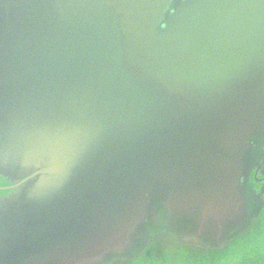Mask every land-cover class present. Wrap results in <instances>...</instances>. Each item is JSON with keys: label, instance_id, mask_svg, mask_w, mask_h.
<instances>
[{"label": "rangeland", "instance_id": "rangeland-1", "mask_svg": "<svg viewBox=\"0 0 264 264\" xmlns=\"http://www.w3.org/2000/svg\"><path fill=\"white\" fill-rule=\"evenodd\" d=\"M17 1L27 14V26L23 31L27 36L7 41L3 37L7 32L3 31L8 26L9 17L6 18L5 11H2L7 8V3L0 0V64L8 75H13L8 71L10 66L19 67V63L26 65L24 69L27 73L45 70L46 60L43 57H49L48 67H51L55 61L51 54L63 45L76 43L81 40L80 37L84 41L93 39L95 35L97 40L103 38L107 16L103 8L96 5L97 0ZM212 2L163 0L144 28L150 43L161 47L162 51H171L177 46L188 48L197 39L199 22L206 16ZM30 11L39 18L36 23L30 21ZM33 24L37 29L42 28L43 36L36 35ZM68 24L80 37H70ZM110 34L109 39L113 41L115 34ZM37 39L41 44L36 52L43 57L35 53ZM111 50L112 44L105 47L103 54L108 55ZM111 55V83L120 89L122 81L116 51H112ZM105 66L109 67V64ZM42 72L56 74L53 70ZM102 75L104 72L98 77ZM1 82L0 79V90L3 88ZM24 82L26 84L27 79ZM63 88L67 91V85ZM115 93L114 90L100 91V96ZM96 94L99 92L96 91ZM263 103L230 106L224 111L218 103H213L207 111L211 126L202 130L198 128L193 133L194 124H189L186 130L189 133L185 131L186 138L183 140L179 138V125L171 130L148 129L131 143L115 141V145L109 147L106 167L93 181L90 166L86 163L77 171L73 169V157L68 158L62 152L58 155L49 150L43 154L34 147L26 149L21 136L15 134L20 122L8 118L7 110L0 108V221L7 225L6 231L0 233V264H107V258L100 253L112 247L122 249L113 258L114 264H187L202 258L236 261L239 264L246 258L258 259L247 254L250 229L243 222L255 224L264 215V183L256 189L253 179L255 172L259 175L258 179L264 176V131H261L264 127L261 118L249 121L258 127L253 128L249 135H242L245 149H237L233 155L224 157L218 145L215 157L219 158L217 164L223 176L219 182L209 179L208 174H214L212 163L195 156L199 147H195L194 142L215 140L218 132L232 127L233 121L239 118L249 117ZM112 115L107 112L108 121L111 120L107 125H103L107 122L106 116L91 120L96 135L102 140L105 138L102 133L119 139L120 136L129 137L127 124L125 127V123H115L118 121ZM214 119L217 121H212ZM249 122L246 132L252 127ZM91 134H94L92 129ZM193 137H197L196 140ZM164 148H170L168 156L171 157V165L166 164L163 168L178 170L192 167L199 170L175 179L167 173L150 179L145 190L142 186L131 198L128 218L134 211L137 215H134L128 229L112 235L93 253L91 257L94 258L76 262L73 252L97 241L110 220H122L117 216L122 209V202H119L122 183L129 185L130 182L125 181L135 176L151 158L158 159ZM225 170L230 185L224 178ZM62 190L75 192L78 198L73 201L64 199L61 197ZM217 233H223L225 237L222 249H214L212 244V237ZM192 249L215 250L220 254L212 257L185 255ZM81 258L84 260L87 256Z\"/></svg>", "mask_w": 264, "mask_h": 264}, {"label": "water", "instance_id": "water-1", "mask_svg": "<svg viewBox=\"0 0 264 264\" xmlns=\"http://www.w3.org/2000/svg\"><path fill=\"white\" fill-rule=\"evenodd\" d=\"M6 3L7 8L2 11L9 18L8 26L3 31L7 32L4 39H25L27 35L23 31L27 26V14L19 7L17 0H6ZM162 3L163 0H97L96 5L103 8L107 16L101 40H97L95 35L93 39L84 41L80 34H74L75 31L68 24L70 37L79 36L81 40L57 48L51 54L55 59L51 67H48L49 57L45 58L36 52L40 50L39 39L35 41V53L46 60L45 70L27 73L24 69L26 65L19 63V67L10 66L8 71L13 75H8L0 64L3 86L0 90V108L8 112V99L1 101V98H4V91L10 90L11 93L14 90L12 94L8 92L13 109L19 102H23V106L21 113L15 112L11 116L20 122L15 128V134L21 136L26 149L32 150L34 147L43 154L49 150H54L58 155L62 152L68 158L73 157L71 159L76 161L73 169L77 171L86 163L90 166V178L93 181L97 179L101 166L104 167L109 147L115 145V141L131 143L148 129L171 130L179 125V138L183 140L189 124H194L193 133L198 128L202 130L203 127L211 126L207 111L213 103H218L224 111V108L230 106L264 102V0H213L206 16L199 22L198 37L194 43L188 48L177 46V49L171 51H162L161 47L154 46L144 31ZM32 12L30 21L36 23L39 18ZM32 29L38 37L39 34L43 36L42 28L37 29L33 24ZM110 32L115 34L113 41L109 39ZM110 44L112 50L108 55L103 54L105 47ZM112 51L117 53L118 73L122 81L120 89L111 83ZM105 61L109 62L106 63L109 67L105 66ZM49 70L56 74L42 72ZM101 72L104 75L99 78ZM24 79H27L26 84ZM66 85L67 91L63 88ZM104 89L116 93L100 96V91L105 92ZM107 112L116 118L118 122L115 123L127 124L129 137L120 136L119 139L102 133L101 136H105L102 140L96 135L91 120L106 116ZM15 115H20L18 120L14 118ZM255 117L261 118L264 127V103L249 117L239 118L233 121L232 127L218 132L215 140L194 142V146L199 147L195 156L199 155L212 163L214 174H208L210 180H223L217 164L219 158L215 157L218 155V145L224 157L233 155L237 149H245L242 135H249L253 128L258 127L249 122ZM108 122L111 123V120L107 118L103 125ZM248 122L252 123V127L246 132ZM99 126L102 127L101 124ZM25 133L26 136H23ZM89 136L93 139H88ZM193 138L196 140L197 137ZM169 149H162L158 159L151 158L135 176L125 181L130 182L129 185L122 183V196L119 199L122 209L117 214L122 220H110L98 240L82 250L77 249L73 252L75 256L94 253L112 235L128 229L134 215H137V211H134L128 218L131 198L142 186L145 190L150 179L164 173L175 179L199 170L192 167L178 170L163 168L166 164L171 165ZM92 161L101 166L94 165ZM224 178L229 184L226 170ZM61 197L71 201L78 198L75 192L68 190H62Z\"/></svg>", "mask_w": 264, "mask_h": 264}, {"label": "snow or ice", "instance_id": "snow-or-ice-1", "mask_svg": "<svg viewBox=\"0 0 264 264\" xmlns=\"http://www.w3.org/2000/svg\"><path fill=\"white\" fill-rule=\"evenodd\" d=\"M264 131V128L261 129ZM246 227L250 229L249 232V244L247 245V254L249 257L257 256L258 259L246 258L239 261V264H264V215L259 218L258 223L243 222ZM7 225L0 221V233L6 231ZM203 231V230H202ZM258 237V240H257ZM212 244L214 249H222L225 247V237L223 233H217L212 237ZM258 244V247H257ZM207 246V245H206ZM122 249L120 247H112L107 251H101L100 255L107 258V264H114L113 258L120 254ZM218 253L215 250L204 251L202 249H192L185 252V255H198L201 257L217 256ZM187 264H237L236 261H213L212 259H199L188 261Z\"/></svg>", "mask_w": 264, "mask_h": 264}, {"label": "bare ground", "instance_id": "bare-ground-1", "mask_svg": "<svg viewBox=\"0 0 264 264\" xmlns=\"http://www.w3.org/2000/svg\"><path fill=\"white\" fill-rule=\"evenodd\" d=\"M8 92L10 93V90L4 91V98H1V101L4 100V99H8V100H6L7 103H8V106H9V108H7L8 109V117L10 119H12L11 115H13V113H15V112L21 113L22 112L23 102H21V103L19 102L17 107L15 109H13V104H12L11 98L8 97L9 96ZM12 92H14V90ZM12 92L10 94H12ZM24 104H25V102H24ZM19 117H20V115H15L14 116V118L17 119V120L19 119ZM92 162H94V165H97V166L99 165L95 161H92ZM99 166H101V165H99ZM104 167H106V166L104 165ZM104 167L101 166L102 170H103Z\"/></svg>", "mask_w": 264, "mask_h": 264}, {"label": "trees", "instance_id": "trees-1", "mask_svg": "<svg viewBox=\"0 0 264 264\" xmlns=\"http://www.w3.org/2000/svg\"><path fill=\"white\" fill-rule=\"evenodd\" d=\"M258 177H259V175L255 172V173H254V176H253V179L255 180V183H254V184H255V188H256V189H259V186H260L262 183H264V176L262 177V179H260V178L258 179ZM230 202H231V201H230ZM230 204H231V203H229V205H230ZM229 205H228V206H229ZM229 214H230V213H229ZM227 216H229V215H227ZM229 218H230V217H229ZM81 256H83V255L75 256L74 258H76V259H74V258H73V259H74L75 261L78 260V262H79V261H82V262H83V261H87V260L90 259L91 256H93V253H91L90 255H86L87 258L84 259V260H82ZM88 257H89V258H88ZM91 258H94V257H91ZM76 262H77V261H76Z\"/></svg>", "mask_w": 264, "mask_h": 264}]
</instances>
